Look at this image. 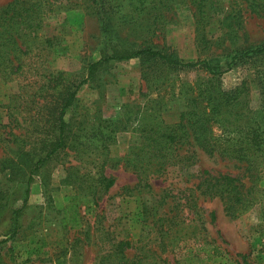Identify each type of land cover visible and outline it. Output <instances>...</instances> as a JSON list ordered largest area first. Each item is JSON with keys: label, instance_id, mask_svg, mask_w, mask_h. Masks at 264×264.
I'll list each match as a JSON object with an SVG mask.
<instances>
[{"label": "rangeland", "instance_id": "1", "mask_svg": "<svg viewBox=\"0 0 264 264\" xmlns=\"http://www.w3.org/2000/svg\"><path fill=\"white\" fill-rule=\"evenodd\" d=\"M12 1L0 0V9ZM48 1L53 13L14 61L19 74L0 76V264H264V168L253 172L195 147L193 165L152 175L147 187L127 165L142 126L176 123L187 87H204L203 70L139 58L103 64L64 115L65 146L30 172L58 134L60 97L109 51L88 0ZM106 3L117 48L156 46L183 62L207 59L225 69L234 55L264 44V0H212L221 10L201 27L190 0ZM220 81L224 90L248 83L251 122L263 125L264 55L236 62ZM203 171L254 187L257 203L231 218L219 199L192 188ZM102 177L113 185L104 189ZM20 208L14 230L12 212ZM202 243L222 255L201 262Z\"/></svg>", "mask_w": 264, "mask_h": 264}, {"label": "trees", "instance_id": "2", "mask_svg": "<svg viewBox=\"0 0 264 264\" xmlns=\"http://www.w3.org/2000/svg\"><path fill=\"white\" fill-rule=\"evenodd\" d=\"M92 4L93 12L98 17L101 31L107 37L109 51H103L102 57L87 66V77L60 97L55 116L58 134L48 145L44 157H39L32 170H39L42 165L60 149L65 146L64 115L72 106L79 89L90 79L103 64L110 61H128L139 58L150 61L154 66L167 67L168 69H193L203 70L209 76L202 85L187 87L184 94V108L179 119L174 124L149 123L142 126L136 138L137 145L131 146L127 165H130L143 186L150 187V176H158L178 164L181 170L193 165L194 150L198 148L208 156H220L238 162H243L246 169L259 172L264 168V124L255 126L251 122L252 113L249 107V87L243 81L237 87L224 90L220 76L228 71L233 64L245 58L264 55V44L248 49L234 55L225 63V69L213 65L211 60L198 59L183 62L156 46L144 47L138 50L116 47L110 38V23L106 0H88ZM193 8L195 23L200 27L205 17L220 12V7L215 6L212 0H190ZM214 7V8H213ZM53 5L48 0H13L3 9H0V76L5 79L17 77L22 69L21 65H14L19 61L21 48L31 35L41 31L45 18L53 13ZM203 29V28H202ZM204 32L201 33V39ZM50 42V39L46 40ZM61 95V93H60ZM264 119V117H263ZM192 148V150H190ZM176 150L177 155H173ZM181 151V153H180ZM178 161L175 162V159ZM174 160V161H173ZM198 183H193L201 196L219 199L224 210L231 218H236L249 208L253 207L258 198L253 196L254 187L244 189L236 177L227 174L210 175L207 171L200 172ZM198 179V178H197ZM31 177L27 181L26 198L29 193ZM104 189L110 188L114 179L104 178L98 180ZM254 189V190H253ZM26 199H24L25 204ZM193 206L195 203L193 202ZM23 208V207H22ZM22 208L12 212L13 229L18 228V219ZM264 236V219H262ZM198 252L203 253L201 262L211 261L222 255L223 250L215 244L202 243L198 245Z\"/></svg>", "mask_w": 264, "mask_h": 264}]
</instances>
